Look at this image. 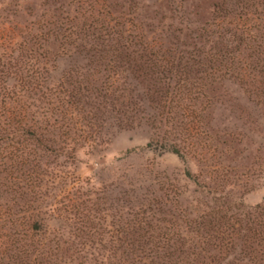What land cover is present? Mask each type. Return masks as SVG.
I'll list each match as a JSON object with an SVG mask.
<instances>
[{"label": "rangeland", "instance_id": "rangeland-1", "mask_svg": "<svg viewBox=\"0 0 264 264\" xmlns=\"http://www.w3.org/2000/svg\"><path fill=\"white\" fill-rule=\"evenodd\" d=\"M18 44L54 79L81 66L99 102L102 82L121 89L129 124L97 118L69 168L99 198L152 194L181 221L264 203V0H0V46ZM107 46L123 60L112 86Z\"/></svg>", "mask_w": 264, "mask_h": 264}, {"label": "trees", "instance_id": "trees-1", "mask_svg": "<svg viewBox=\"0 0 264 264\" xmlns=\"http://www.w3.org/2000/svg\"><path fill=\"white\" fill-rule=\"evenodd\" d=\"M26 51L0 46V264H264L263 249L253 248L264 245V203L208 207L181 221L160 217L152 194L117 206L96 196L69 168L82 142L94 145L97 118L129 124L127 110L115 108L121 89L109 93L102 82L99 102L81 66L54 79L39 48ZM109 51L105 67L116 74L103 77L112 86L124 79L123 60L118 47L99 55Z\"/></svg>", "mask_w": 264, "mask_h": 264}]
</instances>
